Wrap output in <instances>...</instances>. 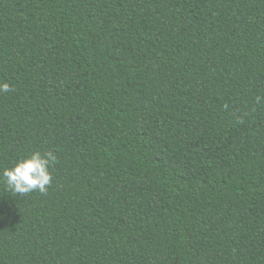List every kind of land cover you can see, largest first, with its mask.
Segmentation results:
<instances>
[{"label":"trees","instance_id":"obj_1","mask_svg":"<svg viewBox=\"0 0 264 264\" xmlns=\"http://www.w3.org/2000/svg\"><path fill=\"white\" fill-rule=\"evenodd\" d=\"M0 83V264H264V0H0Z\"/></svg>","mask_w":264,"mask_h":264},{"label":"clouds","instance_id":"obj_2","mask_svg":"<svg viewBox=\"0 0 264 264\" xmlns=\"http://www.w3.org/2000/svg\"><path fill=\"white\" fill-rule=\"evenodd\" d=\"M11 90L8 83H0V93ZM55 160L52 152H33L17 161L13 167L4 169L2 181L13 195L22 197L34 191L46 194L52 181L49 168Z\"/></svg>","mask_w":264,"mask_h":264}]
</instances>
